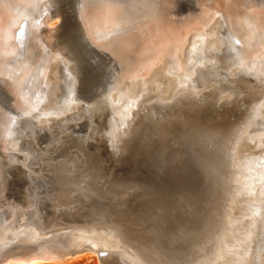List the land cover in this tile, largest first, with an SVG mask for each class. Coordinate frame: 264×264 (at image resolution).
<instances>
[{
    "label": "water",
    "instance_id": "obj_1",
    "mask_svg": "<svg viewBox=\"0 0 264 264\" xmlns=\"http://www.w3.org/2000/svg\"><path fill=\"white\" fill-rule=\"evenodd\" d=\"M48 2L60 24L52 28L73 75L75 103L89 113L37 133L38 172L0 158V264H54L84 254L99 264H131L116 251L83 243L81 235L90 232L117 234L144 264H199L224 234L237 188L234 146L260 89L229 81L234 92L220 100L204 91L153 103L118 138L107 115L117 62L101 51L90 77L89 55L81 53L87 43L80 33V40L57 36L68 14L62 0ZM4 114L15 112L0 83Z\"/></svg>",
    "mask_w": 264,
    "mask_h": 264
},
{
    "label": "bare ground",
    "instance_id": "obj_2",
    "mask_svg": "<svg viewBox=\"0 0 264 264\" xmlns=\"http://www.w3.org/2000/svg\"><path fill=\"white\" fill-rule=\"evenodd\" d=\"M39 1L0 0V83L15 112L0 118V158L22 161L32 173L38 172L42 162L34 149L37 133L58 131L66 121L89 113L75 103L73 75L64 53L56 47L53 28L43 27L56 17L48 11L49 2L42 5ZM236 1H202L203 10L201 7L196 20L177 22L168 16L166 5L152 4L151 10L144 7V16L139 17L137 11V17L125 21L120 13L124 0H99L95 12L87 13L83 21L95 38L101 34L108 39L102 49L109 50L119 66L116 86L108 93L113 104L110 111L106 109L109 119H114L111 126L119 131L118 138L128 130L133 115L144 114L153 103L198 97L204 91L220 100L234 92L229 81L260 89L234 146V155L240 156L237 188L224 234L199 264H264V10H260L262 1L254 0L256 4L242 12ZM166 22L174 24L179 35ZM113 26L115 31L110 34ZM5 47L10 48L7 55ZM46 50L52 57L41 54ZM39 54L35 63L33 58ZM4 120H8L6 124ZM251 125L255 132L246 136ZM81 241L91 248L116 251L131 264H144L132 257L115 233L90 232L81 235Z\"/></svg>",
    "mask_w": 264,
    "mask_h": 264
},
{
    "label": "rangeland",
    "instance_id": "obj_3",
    "mask_svg": "<svg viewBox=\"0 0 264 264\" xmlns=\"http://www.w3.org/2000/svg\"><path fill=\"white\" fill-rule=\"evenodd\" d=\"M98 1L99 0H62V6L67 11L68 17H67V21L62 24V26L59 29V33L57 34V36H59V38L63 37V38L71 39V40L78 38L80 40V37H79V31H80L81 38L84 39V41L87 43V47H82L83 49L81 48V53H83L85 56L89 55V56H86L87 61H85L86 62L85 67H89L90 71H89L88 75H90V77L92 76V78H93V75L95 73L93 67H99L100 66L98 56L101 55V53H102L101 51H105L108 54H110L109 50H106L105 48L102 49L104 47L103 44L108 39L107 38L103 39L102 37L104 35H101L99 33L98 34L100 36H96V38H95V36H93L92 33H90L89 30L84 27V23H83L85 17L87 16L86 15L87 13L89 14L91 11L95 12L94 8L98 7V5H97ZM202 1L204 2L205 0H202ZM202 1L201 0H134V1L133 0H124V2H123L124 7L122 6V8L120 9V13L122 15L121 19H123L125 21L126 20L129 21V20L133 19L134 17H137L138 14H139V17H142L147 12V11H145V8H147V9L149 8L151 10V8H152L151 5L156 4V7H161V6L165 7V5H166L167 8L165 7V10L167 11V9H169V12L167 11L169 13L168 16L171 19L176 20L177 22L182 21V20L187 21V20H190L192 18L196 20L195 17L198 16V11H200V9L203 5ZM245 1L246 0H242V1L238 0L235 2L237 7H238V10H241L242 12H244V11L247 12L249 9H251V7H253L252 3L254 0H249V2H248V0L246 2ZM263 1L264 0H255L256 3L257 2L262 3V5H261L262 7L260 10H264V2ZM39 2L42 5H44L45 3L48 4V0H40ZM255 2L253 4H256ZM143 4H145V5L143 6ZM242 5H244V6L242 7ZM202 10H203V7H202ZM260 10L258 11L259 13H260ZM137 11H138V14H137ZM141 13H143V14H141ZM83 15H85V16H83ZM166 23L172 28V30H173L172 32H174V30H176V32H174V35L175 34L179 35L178 28L176 26H174V24H172L170 22L169 23L166 22ZM58 24H59L58 18H55V19L49 21L48 24L45 23V25H43V27L45 29H49V27H53L54 25H58ZM127 26H129V25H127ZM19 27L20 26H18L17 28H19ZM113 27L110 30V31H112V32H110V34L115 31V27L114 28ZM127 30H128V28L125 29V31H127ZM85 31H86V33H85ZM84 33H85V35H84ZM110 34L108 32L105 35L107 36ZM53 40H54V38H53ZM96 44L98 46L99 45L100 46L97 47ZM57 46H59V45L57 44L56 47ZM9 49H10L9 47H5L6 55H7V52L9 51ZM48 51L49 50L41 52V54H43L44 57L46 56L45 58H48L47 55H50V54L52 55V53L49 54ZM39 56H41V55L40 54L36 55V57L33 56L35 63L37 60L40 59ZM63 57H65V56H63ZM37 63H39V62H37ZM16 68H18V67H16ZM22 69L23 68H19V71ZM1 71L2 70L0 69V72ZM19 71H18V73H16L13 76L14 79H15V77L18 76ZM21 77L22 76H20L19 78L21 79ZM19 78H17L15 80L17 82V84H18ZM7 121L4 120L3 123L6 124ZM3 160H5V159L3 158ZM54 264H99V263L96 260V257L94 255L84 254V255H81L78 258H75L73 260H70L67 262H62V263H54Z\"/></svg>",
    "mask_w": 264,
    "mask_h": 264
}]
</instances>
